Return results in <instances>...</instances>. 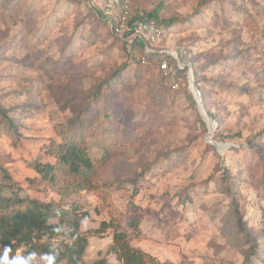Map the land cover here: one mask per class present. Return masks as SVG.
Here are the masks:
<instances>
[{"label":"rangeland","instance_id":"374dc122","mask_svg":"<svg viewBox=\"0 0 264 264\" xmlns=\"http://www.w3.org/2000/svg\"><path fill=\"white\" fill-rule=\"evenodd\" d=\"M120 1L131 15L160 6L169 21L149 47L186 68L178 89L157 59L144 65V50L124 48L107 20L117 10L97 12L103 0H0V110L12 123L0 111V209L30 198L50 215L86 212L84 264H120L106 253L113 230L97 232L113 209L129 234L138 217L166 230L157 254L167 264H264V0ZM189 69L216 122L212 140L230 144L222 151L205 139ZM73 136L97 163L94 187L64 174L52 186L33 168L55 163L52 142ZM63 239L43 235L31 257L28 246L0 247V264H50L42 244Z\"/></svg>","mask_w":264,"mask_h":264},{"label":"trees","instance_id":"16d2710c","mask_svg":"<svg viewBox=\"0 0 264 264\" xmlns=\"http://www.w3.org/2000/svg\"><path fill=\"white\" fill-rule=\"evenodd\" d=\"M120 1V0H118ZM106 0L97 8L98 14L106 15ZM160 6H156L151 11L143 14H130L128 24L133 21H145L146 19L154 20L156 27L165 34L164 22L169 20H160L159 12ZM114 21V20H113ZM124 48L130 46V49L143 50V43L135 39L130 45L126 40H121ZM152 45V44H150ZM143 52L144 57L149 61L157 59H166L173 63L172 59L166 54H156L151 52ZM180 58V57H179ZM181 59V58H180ZM174 64V63H173ZM177 67V66H176ZM175 67V68H176ZM178 74H185L186 68H176ZM2 115L6 117L10 124L11 121L3 110H0ZM212 118L213 116L209 114ZM74 120H69L67 126L72 127ZM72 133V132H71ZM62 143L52 142V149L48 151L55 159V163H42L39 160L34 161L33 168L41 176V179L48 184L56 185L55 180L59 179L61 174L73 179L77 188L94 187V173H98L97 163L92 162L86 146L82 143V138L73 136V138L64 137ZM50 149V148H49ZM112 152L110 147H105L103 161L109 160ZM88 189V188H87ZM135 194V192H133ZM24 204L13 209L4 207L0 209V247L9 248L15 251L17 248L28 246L25 252L27 257L34 255V245L36 239H41L46 235L47 239L63 237L66 240H60L56 246L51 247L49 244H42V250L46 255V259L50 264H84L82 261L83 252L87 246L86 233L80 230V223L83 217L87 216L86 212H76V207L66 209L58 208L53 210L51 208V215L44 204L39 199H25L22 200ZM133 202L129 205L131 206ZM114 208V207H113ZM111 216L114 219L102 221L97 232H103L107 228L113 230L112 243L108 247L106 253H113L120 264H167V262H160L154 259L151 255L142 251L139 247L132 245V240H140L141 232L139 229L140 217L132 220L127 224L128 229H132L129 234L127 229L119 224V219L124 216V213L117 212L113 209ZM49 218H58L57 222H50ZM140 219V220H139ZM4 258L0 251V261ZM6 262L4 264H9ZM89 264H107L106 257H101Z\"/></svg>","mask_w":264,"mask_h":264},{"label":"built area","instance_id":"2783aa9c","mask_svg":"<svg viewBox=\"0 0 264 264\" xmlns=\"http://www.w3.org/2000/svg\"><path fill=\"white\" fill-rule=\"evenodd\" d=\"M105 7L106 13L111 10H113L114 12L117 10L116 16L118 19L114 18V20L113 18L109 17L107 18V20L109 21L111 27H113L115 23V30H120L123 32L124 36H127L125 40L128 45H130L135 39H137L138 41H141L143 43L144 52H157V50L151 49L149 46L150 44H153L160 40L163 33L159 28L156 27L154 20L146 19L145 21H133L131 22V24H128L130 14L125 5V2L118 0H106ZM127 48L130 49V46H128ZM175 60V64L170 63L166 59H162L158 63V71L162 75L161 78L163 80V83L166 86L170 87L172 90H176L182 85V78L180 75H178L176 69H181L182 67L179 61L177 59ZM141 62L144 65L148 64V60L144 56L141 57ZM9 264H18V262L14 261Z\"/></svg>","mask_w":264,"mask_h":264},{"label":"crops","instance_id":"0c3cea01","mask_svg":"<svg viewBox=\"0 0 264 264\" xmlns=\"http://www.w3.org/2000/svg\"><path fill=\"white\" fill-rule=\"evenodd\" d=\"M167 225V224H165ZM161 226H164V224H161ZM167 228V227H166ZM139 229L141 232V239L140 240H132L134 241V246L139 247L142 251L146 252L147 254L151 255L152 257H157L158 261L164 262L163 258L161 256H158L157 250H161L160 240L159 238H164L167 236L165 233V229L159 228V232H155L156 230L150 229V226L146 229L143 224H139Z\"/></svg>","mask_w":264,"mask_h":264},{"label":"water","instance_id":"95a60500","mask_svg":"<svg viewBox=\"0 0 264 264\" xmlns=\"http://www.w3.org/2000/svg\"><path fill=\"white\" fill-rule=\"evenodd\" d=\"M172 56H173L175 59H177V60L179 61V63L181 64L180 60L178 59V57L176 56L175 53H174ZM182 66H183V64H181V67H182ZM188 84H189V89H190V91L192 92V95H193L194 100H195V102H196V106H197V110H198V112L200 113L201 116L206 115L207 118H208L209 120H211L212 123H213L212 131H211V134H212L213 131H214L215 128H216V122L214 121V119H213L209 114H207V112L205 111V109H204V107H203V104H202V101H201L200 94H199V92H198L196 86H195L194 83H193V78H192V74H191L190 69L188 70ZM207 133H209V129H208ZM210 143H211V144H215V145H220V146H222V149H224V148L230 146L229 143H221V142H216V141H214V140H212ZM216 148H217V147H216ZM217 149H218V148H217Z\"/></svg>","mask_w":264,"mask_h":264},{"label":"bare ground","instance_id":"6f19581e","mask_svg":"<svg viewBox=\"0 0 264 264\" xmlns=\"http://www.w3.org/2000/svg\"><path fill=\"white\" fill-rule=\"evenodd\" d=\"M202 117H203V119H204V121H205V123H206L207 128L209 129V133L206 134L205 139H206L207 142L210 143V142L212 141V134H211V131H212L213 123H212L211 120H209V119L207 118L206 115H203ZM213 145H215V144H213ZM215 146L218 148L219 151H222V150H221V149H222V146H220V145H215Z\"/></svg>","mask_w":264,"mask_h":264}]
</instances>
